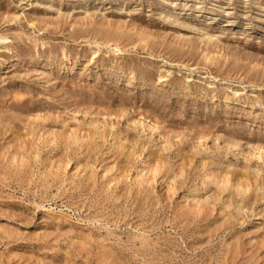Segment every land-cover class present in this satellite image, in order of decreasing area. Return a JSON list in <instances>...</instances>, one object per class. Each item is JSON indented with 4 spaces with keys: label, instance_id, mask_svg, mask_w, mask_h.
Masks as SVG:
<instances>
[{
    "label": "rangeland",
    "instance_id": "rangeland-1",
    "mask_svg": "<svg viewBox=\"0 0 264 264\" xmlns=\"http://www.w3.org/2000/svg\"><path fill=\"white\" fill-rule=\"evenodd\" d=\"M0 264H264V0H0Z\"/></svg>",
    "mask_w": 264,
    "mask_h": 264
}]
</instances>
